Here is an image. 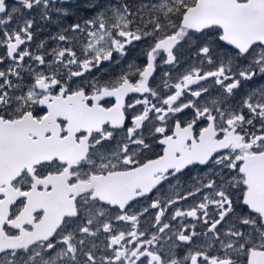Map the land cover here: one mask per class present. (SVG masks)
Listing matches in <instances>:
<instances>
[{
	"label": "snow or ice",
	"instance_id": "obj_1",
	"mask_svg": "<svg viewBox=\"0 0 264 264\" xmlns=\"http://www.w3.org/2000/svg\"><path fill=\"white\" fill-rule=\"evenodd\" d=\"M0 264H264V0H0Z\"/></svg>",
	"mask_w": 264,
	"mask_h": 264
}]
</instances>
